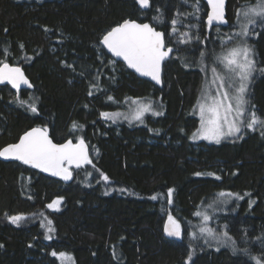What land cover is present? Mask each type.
Wrapping results in <instances>:
<instances>
[{"label": "trees", "instance_id": "16d2710c", "mask_svg": "<svg viewBox=\"0 0 264 264\" xmlns=\"http://www.w3.org/2000/svg\"><path fill=\"white\" fill-rule=\"evenodd\" d=\"M244 3L228 0L230 25L209 27L203 0L198 12L197 0H150L145 10L137 0H0V64L22 66L34 85L20 91L0 86V149L29 128L44 126L56 142L86 140L92 161L75 168L66 184L0 160V264H61L60 253L71 255L74 264H264V245L257 239L264 240L261 129L219 143L192 138L200 126V53L210 59L228 45L221 35ZM178 12L189 14L177 25L191 36L187 44L178 42L179 32L171 33ZM157 15L164 23L152 19ZM126 19L150 22L175 48L163 87L102 47L103 35ZM250 42L257 71L249 101L264 117V27H255ZM17 97L27 103L21 106ZM131 98L160 101L165 112L144 124H113L101 115ZM32 103L35 113L28 109ZM57 200L56 210L48 208ZM213 201L212 227L228 232L236 253L231 244L209 246L189 233L187 223L198 218L194 213ZM18 213L28 219L19 225L6 220ZM169 214L185 229L181 241L164 235Z\"/></svg>", "mask_w": 264, "mask_h": 264}, {"label": "snow or ice", "instance_id": "6c2138e0", "mask_svg": "<svg viewBox=\"0 0 264 264\" xmlns=\"http://www.w3.org/2000/svg\"><path fill=\"white\" fill-rule=\"evenodd\" d=\"M138 4L143 8L147 7L149 0H137ZM199 0L193 7L199 11ZM211 11L207 14V25L213 26V22H226L224 19L225 0H208ZM184 13H177L170 21L171 33H178V24H182L180 19ZM191 15H195V12ZM236 19L234 27L239 30L227 37V42H231L234 37L240 38L242 43L234 47L223 49V55H216L213 60V66L208 67L204 64L206 54L200 53L201 71L206 73V80L201 89V96L197 100V109L200 117V126L195 133L193 139L203 138L219 143L222 138L234 136L242 138L237 134H241L244 129L256 131L261 129L260 135L264 136V117L256 114L254 106L246 98L249 93V86L253 79V74L257 71L256 62L253 59V49L247 43L249 37L256 26L264 27V0H245L239 8L236 9ZM157 23H164L161 16L152 17ZM189 28L194 25L187 26ZM165 34L157 31L149 23H137L135 20H124L122 23L112 27L103 35L100 43L106 46L116 57H122L127 62L128 67L135 69L136 72L143 76H149L152 80L160 83L161 62L169 56L173 51L171 48L166 49ZM198 39V37H197ZM191 40L188 32H179L178 42L187 44ZM222 43H224L222 41ZM23 47V45H21ZM218 65L222 66L218 70ZM211 72V79H207V73ZM264 72V68L259 69ZM9 82L14 88L19 89L21 84L29 85L27 78L24 76L20 67L9 66L8 63H2L0 66V83ZM31 86V85H29ZM213 89L215 91L213 92ZM92 93L89 92V95ZM108 99H112L109 97ZM19 104L22 106L27 103L17 97ZM139 106L135 110L134 118L143 122L142 117L145 112L152 111L151 104H142L133 101ZM28 109L35 113L37 111L35 103L29 104ZM161 115L162 113H154ZM104 117H115L117 114L101 113ZM75 128V123L73 124ZM0 157L5 159L11 158L22 161L26 165H32L40 168L45 172H52L53 175L61 176L64 180H69L72 173L69 170L72 165L79 168L82 164H91L83 139L77 144H73L71 140L65 143L57 144L49 137L46 128H32L25 132L18 143L9 144L0 149ZM196 175H201L196 173ZM103 179L106 181L108 177L105 175ZM173 189H168V202H172ZM220 196L235 195L220 193ZM152 199H157L153 196ZM226 203V201H223ZM59 200L53 201L48 207L52 208L58 205ZM215 204H209L212 208ZM196 216H202L206 222L211 217L207 212L197 211ZM8 219L19 225L24 219L23 216H11ZM227 229V225L223 226ZM52 229L50 228L49 231ZM164 231L168 236L180 237L182 235L180 222L171 214L168 215V222L164 226ZM199 233L203 236L205 244L211 246L210 241L216 240L218 243H231L233 253L238 251L236 242L228 235L227 231L217 233L214 229L201 226ZM194 238L195 233L191 234ZM260 240L264 245V240ZM219 250V248H217ZM248 253V249H242ZM195 254V249L190 246L188 260L191 261ZM53 255H56L54 252ZM60 257L66 258V253H60ZM256 259V258H254ZM259 264V260L257 261Z\"/></svg>", "mask_w": 264, "mask_h": 264}, {"label": "rangeland", "instance_id": "374dc122", "mask_svg": "<svg viewBox=\"0 0 264 264\" xmlns=\"http://www.w3.org/2000/svg\"><path fill=\"white\" fill-rule=\"evenodd\" d=\"M236 9H235V13H236ZM235 13L233 14V24H232V26L230 28H228V30L226 31V33L224 35L223 34L221 35V40L223 42H226L228 44V45H226L227 48H231V47L236 46L237 44L242 43V41L238 37H234L233 40L230 43L227 42V37L229 35H232L234 32H236V31L239 30L238 28L234 27L235 19H236ZM251 35L249 37H247V43L250 46H251V42H250ZM223 49H221L220 51H218L214 55L213 58H210V59L205 58L204 59V64L206 66H208L209 68L212 67L213 66V60L215 59V56L216 55H223ZM253 59L256 62L254 50H253ZM220 68H222V66H219L218 65V70ZM256 68H257V65H256ZM200 69H201V64H200ZM255 74H256V72L253 74V79H254ZM207 79H209V80L211 79V72L210 71L207 73ZM253 79H252V81H253ZM205 80H206V73L203 72V80H202V83H201L199 97L201 96V89L204 86ZM252 81H251V83H252ZM251 83H250V86H251ZM250 86H249V91H250ZM214 91H215V89H213V92ZM246 98L249 100V93H248V96ZM137 100H139V102L142 103V104H151L152 111H148V112H145L144 113V115L142 117L143 122H141L140 120H137V119L134 118L135 110L137 109V107L139 105L137 103H133V101H137ZM119 104L121 105V107L118 108L117 110L105 112V113H109V114H117V113L119 114V115H117L115 117H112V116L105 117L110 123H113V124H118V123H120V124L121 123L144 124L146 122V119H147L148 116L158 117V116L163 115L164 112H165L164 105H163L162 102H160V101H154V100H150V99H146V98H131V99H128V101H126V102H120ZM250 110H251V106H250ZM156 112L162 113V114L161 115H155L154 113H156ZM197 116L199 117L198 109H197ZM199 119H200V117H199ZM246 130L247 129H244L242 132H245ZM237 135L239 136L240 134H237ZM232 138H236V137H234V136L225 137V138H222L221 141L227 140V139H232ZM78 140H81V138H79ZM193 140L196 141V142L205 141L207 143H216L215 141H210V140H206V139L199 138V137L196 138V139H193ZM57 207H58V205H54V207H52L50 209L51 210H56ZM201 212H207V214L211 218H214L213 212L211 211V208L210 209L209 208L208 209H203ZM20 214H22V213H20ZM6 220L8 222L10 221L8 218ZM10 223L13 224L12 222H10ZM187 224H188V226H190L193 229L192 231L189 232L190 234L195 233L196 235L201 236V237H203V236L199 233V227L206 226V227H209V228L214 229L212 227L211 219H209L208 221L205 222L203 220V217L202 216H198V218H197L196 221L189 222ZM181 227H182L183 231H185V229L183 228V226H181ZM211 241L216 245V247H223V246H227V245H230L231 244V243H223V244H221V243H218L216 240H211ZM59 260H60L61 264H74V258L71 255H69V254H67V257L66 258H62L59 255Z\"/></svg>", "mask_w": 264, "mask_h": 264}, {"label": "water", "instance_id": "95a60500", "mask_svg": "<svg viewBox=\"0 0 264 264\" xmlns=\"http://www.w3.org/2000/svg\"><path fill=\"white\" fill-rule=\"evenodd\" d=\"M206 4H207V6H208V13L211 11V6L208 4V0H203ZM149 4H150V0H149ZM149 4H148V6H149ZM140 6V5H139ZM147 6V7H148ZM141 7V6H140ZM147 7H141V9H143V10H145ZM228 0H225V5H224V19H225V21L226 22H213V26L214 27H228L229 25H230V19L228 18ZM128 20H132V19H128ZM137 23H149L152 27H154L157 31H160V32H163V31H161V30H158L154 25H152L150 22H148V21H144V22H142V21H138V20H135ZM122 23V22H121ZM118 25V24H117ZM116 26V25H115ZM164 33V32H163ZM165 34V33H164ZM164 39H165V45H166V49L167 48H171V49H173V51L172 52H170L169 53V56L168 57H166L165 58V60H163L162 62H161V68H160V83H157L156 81H154V80H152L151 79V77H149V76H143V75H141L140 73H138V72H136L135 71V69H132V68H130V67H128V65H127V62L126 61H124L123 60V58L122 57H116L106 46H104V45H102V47L106 50V52L112 57V58H114L116 61H122L126 66H127V68L129 69V70H131L132 72H134L137 76H139V77H141V78H144V79H148L149 81H151L153 84H155L156 86H158V87H163V76H164V67H165V64H166V62L168 61V60H170L171 59V57H172V55H173V53H174V51H175V48L173 47V46H170V45H168L167 44V42H166V37H164ZM102 40V39H101ZM4 63H8L9 64V66H13V67H20L21 68V70H22V72L24 73V76L27 78V80H28V82H29V85H31V86H29V85H25V84H21V86L19 87V89H17V88H14L13 86H12V84L11 83H9V82H7V81H5V82H3V83H0V86H2V85H10L12 88H14L15 90H18V91H20V90H27V89H33L34 88V85H33V83H32V81H31V79L29 78V76L26 74V72H25V70H24V68L22 67V66H20V65H14V64H11V63H9V62H4ZM0 66H2V64H0ZM32 128H46L47 129V131H48V135H49V137L53 140V142L54 143H57V144H62V143H65V142H67L68 140H71L72 141V143L73 144H77L78 142H79V140H77V141H75V140H73V139H67V140H65V141H63V142H56L53 138H52V136H51V134H50V130L47 128V127H44V126H34V127H32ZM32 128H29L28 130H26L25 132H27V131H30ZM24 132V133H25ZM23 133V134H24ZM22 134V135H23ZM21 135V136H22ZM20 136V137H21ZM19 137V138H20ZM84 141V144H85V147H86V151H87V154H88V157H89V159H90V145H89V143L86 141V140H83ZM19 142V139L17 140V141H15V142H10V143H8V144H6L5 146H7V145H9V144H14V143H18ZM5 146H3L1 149H3ZM0 160H4V161H17V162H19V163H21V164H23V165H25V166H28V167H30V168H32V169H34V170H36V171H39V172H41L42 174H44V175H46V176H50V177H52V178H55V179H58V180H61L62 182H64V183H66V184H68V183H70V182H72V180H73V178H74V169L75 168H77L75 165H72L71 167H70V171H71V173H72V177H71V179H69V180H64L61 176H56V175H53L52 174V172H45V171H43L42 169H40V168H35V167H33L32 165H26V164H24L22 161H18V160H14V159H11V158H8V159H5V158H3V157H0ZM86 164H82L80 167H83V166H85ZM17 215H20V216H23L24 217V215L23 214H16V215H13V216H17ZM168 222V217L166 218V220H165V222H164V226H165V224ZM163 230H164V228H163ZM181 232H182V235L180 236V237H172V236H168L166 233H165V231H164V235H165V237H167V238H169V239H171V240H176V241H181V240H183V238H184V231H183V229H182V227H181Z\"/></svg>", "mask_w": 264, "mask_h": 264}, {"label": "flooded vegetation", "instance_id": "af4514ba", "mask_svg": "<svg viewBox=\"0 0 264 264\" xmlns=\"http://www.w3.org/2000/svg\"><path fill=\"white\" fill-rule=\"evenodd\" d=\"M22 214L24 215V219L22 221H26V219H28V215L27 214H24V213H22ZM14 215H16V214H14ZM11 216H13V215H7V218L8 217H11ZM9 222H11V221H9Z\"/></svg>", "mask_w": 264, "mask_h": 264}]
</instances>
